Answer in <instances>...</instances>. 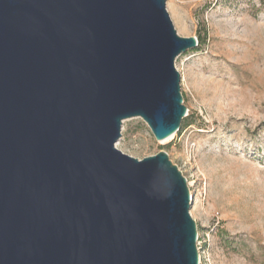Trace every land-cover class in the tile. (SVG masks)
Segmentation results:
<instances>
[{"label": "water", "instance_id": "95a60500", "mask_svg": "<svg viewBox=\"0 0 264 264\" xmlns=\"http://www.w3.org/2000/svg\"><path fill=\"white\" fill-rule=\"evenodd\" d=\"M166 0H0V264H198L194 193L156 141L186 108Z\"/></svg>", "mask_w": 264, "mask_h": 264}, {"label": "rangeland", "instance_id": "374dc122", "mask_svg": "<svg viewBox=\"0 0 264 264\" xmlns=\"http://www.w3.org/2000/svg\"><path fill=\"white\" fill-rule=\"evenodd\" d=\"M179 37L185 118L167 143L140 118L122 122L115 148L142 160L165 152L194 193L198 264H264V0H166Z\"/></svg>", "mask_w": 264, "mask_h": 264}, {"label": "trees", "instance_id": "16d2710c", "mask_svg": "<svg viewBox=\"0 0 264 264\" xmlns=\"http://www.w3.org/2000/svg\"><path fill=\"white\" fill-rule=\"evenodd\" d=\"M197 46H203L205 44V40L200 38L199 36L196 37ZM192 125V122H190L187 118H184L181 122V129L188 127Z\"/></svg>", "mask_w": 264, "mask_h": 264}, {"label": "bare ground", "instance_id": "6f19581e", "mask_svg": "<svg viewBox=\"0 0 264 264\" xmlns=\"http://www.w3.org/2000/svg\"><path fill=\"white\" fill-rule=\"evenodd\" d=\"M174 136V135H173ZM173 136H171L170 138L164 140V141H159L161 144L167 143L169 141H171L173 139Z\"/></svg>", "mask_w": 264, "mask_h": 264}, {"label": "built area", "instance_id": "2783aa9c", "mask_svg": "<svg viewBox=\"0 0 264 264\" xmlns=\"http://www.w3.org/2000/svg\"><path fill=\"white\" fill-rule=\"evenodd\" d=\"M198 240H199V239H198V234H197V241H196V243L198 242ZM196 248H197V247H196Z\"/></svg>", "mask_w": 264, "mask_h": 264}]
</instances>
